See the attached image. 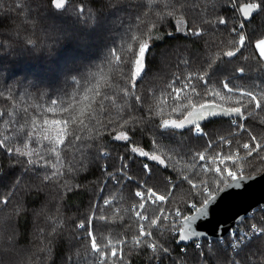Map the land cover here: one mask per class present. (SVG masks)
<instances>
[{
  "label": "trees",
  "instance_id": "16d2710c",
  "mask_svg": "<svg viewBox=\"0 0 264 264\" xmlns=\"http://www.w3.org/2000/svg\"><path fill=\"white\" fill-rule=\"evenodd\" d=\"M23 2L24 0H0V11L10 12L13 17H16L17 4L22 5ZM190 2L191 0H189ZM249 2L251 0H236L235 9H233L226 3V0H218V3L223 5L218 10L234 20L242 19L239 9ZM74 3L83 4L86 9L84 19L87 20L88 0H74ZM141 3L144 5L143 9L134 6ZM199 4L200 8H203L205 0H199ZM96 6L99 15L96 27L91 25L85 27L83 20L77 21L71 16L57 13L52 9L33 7L32 15L39 19V24L35 29L31 23L22 26L17 39L23 41L30 34L38 42L46 39L44 34H50L52 39L59 36L64 38L59 40L58 46L54 45L51 48L47 46L45 40L44 46L39 51L31 52L27 51L23 42H14L10 54L0 53V63L6 73L4 81L7 83V87L0 84V92L4 93V96H0V114H2L0 115V140H4L13 150L24 148L27 145L26 150L33 152L30 158L35 160L36 164L23 166L33 168V171L24 177L26 182L38 183L36 173H50L55 170L54 165L62 164L61 171L66 175L61 178V182L68 180L69 187L81 185L78 188L73 187L72 191L61 189L60 191L64 192L61 198L57 193V185L53 182L48 192L47 201H42L47 204L48 210H37L35 216L29 212L28 216L20 218L19 240L21 243L18 245V251L31 257L33 264H47L42 259L43 250L46 247L44 237L48 236L53 229L60 234L56 237L54 246V264H65L66 256L77 252L79 255H74L73 259L78 260L79 264H100V257L90 250V241L87 235L89 230L96 236L97 243L103 240V243L107 244L110 239L128 241L124 245H117L118 255L123 259L111 257L109 250L104 249L108 256L105 264H152L149 260V250L136 248L132 243L134 238L139 235L142 223L146 230L149 229L148 220L141 221L135 214L140 210L138 207L140 201L134 193L138 190L137 185L146 179L141 171L140 158L128 161L130 166L126 170V174L121 177L118 157L131 155L122 142H112L107 133L100 138L103 141L101 146L106 145L111 151V156L105 161L99 158L97 147L91 149L81 147L77 150V147L74 146L68 148L59 146L60 143H63V136L66 132L72 131L74 134L84 136L86 131L89 134L92 133L94 128L90 127L93 125L96 129L101 130L104 126L116 127L117 131L123 130L119 128L121 117H126L132 111L125 105L126 99L138 113L141 109L146 112L149 106L153 109L156 105L162 106L163 115L152 123L158 122L159 119H180L182 115L173 112L172 108L181 102L186 103V101L175 99L173 88L182 90L181 97L187 96L194 102L216 103L223 108L240 106L235 102L240 90L264 91V76L257 77L253 74L241 78L232 75L231 70L235 66L233 64L219 63L217 69L210 70L213 75H211L208 85L197 79V76L202 74L205 59L214 53L222 54L223 51L234 46L228 43L234 37V34L229 30L238 27L237 24H229L227 26L229 30H215L211 25L204 24L202 27L211 30L203 40L177 41L179 38L166 37L163 41H150V46L153 43L155 45L147 57L149 61L147 74L142 82L137 81V86L134 89L144 101V104L140 105L133 98L125 97L119 91L121 87H128L130 91H133L130 83L131 64H117L111 55H115L117 51L123 60L130 61L132 59L133 53L127 50L126 41H128L129 35H132L133 51H135L137 48L136 35H139L147 24L158 19L154 9L161 6L159 0L151 4L148 3V0H120L119 7L122 11L118 15L113 13V9L104 5V0H97ZM138 12L142 16V21L137 19ZM19 18L26 19V13H21ZM24 27H27L29 31L25 32ZM220 27L223 28V26ZM245 32L251 39L258 38L260 33H264V17H257ZM235 38L238 39V36ZM250 51L252 49L244 51V55H248ZM232 59L236 61V64L243 63L241 59ZM110 60H112L111 64ZM185 60L188 62L185 63ZM65 65H67L66 75L56 70L58 66L64 68ZM189 76L192 77L190 81ZM77 77H87V80L81 81L80 85H75L71 81ZM27 81H33L39 87L47 89L48 95H41L34 88L26 89L23 84ZM224 81H227L229 86L234 89L233 93L224 90ZM185 84H190L191 87L185 88ZM193 87L196 89L195 93L192 92ZM212 90L221 92L225 99L211 95ZM105 94L110 96H105ZM228 97H232V99H228ZM52 99H57L58 103L52 105ZM70 99L71 103L68 107L59 111L64 106L60 101ZM243 99L246 101L247 97ZM48 108L56 109V114L48 112ZM253 108L254 104H248L243 111L246 114ZM186 111L187 109L180 110L181 113ZM257 111L264 115V104ZM68 114L72 115V119L61 120L66 119ZM236 120L237 124L245 125V130H241L237 124H232L229 117H217L213 121L204 122V131L207 133L204 137L194 136L185 128L184 130H175V135L165 136L162 139V144L168 148H175L176 155L173 156V161L177 163V169L176 171L171 168L164 169L151 161H146L153 167V175L148 180V186L158 193L167 192L169 188L166 180L171 176L173 183L179 185V188L175 193V198L166 204L145 203L142 215H147L150 220L159 215L160 207L169 213L176 207L184 209V200L190 199L187 196L190 185L183 177L186 175L194 182L214 177L213 172L205 173L203 171V167L208 164L211 157L233 155L236 163L232 164L229 161L227 166L234 170L243 169L244 172L261 166L260 157H264V125L252 118L236 117ZM43 121L46 125L43 131L34 132V127L41 125ZM109 121L112 123L110 124ZM147 127V125L137 127L134 141L145 150L154 151L150 144L151 130L145 131ZM83 130L85 131L80 132ZM156 131L159 132V129ZM249 133L255 135L258 142L261 143L259 155L254 153L253 157H249L247 151L242 147L244 143L253 144ZM58 134L60 139L55 146L60 148V160H57L54 153L47 151L53 145L43 139V136L48 139V135H51L55 140ZM67 139L65 144H67ZM76 143L81 145L94 142L84 140ZM201 152L205 155V161L199 160L197 154ZM82 153L91 154L89 157L90 170L79 174L68 173L67 169L71 163L78 164L83 159ZM161 154L162 157L168 155L166 152ZM28 158L9 155L7 149H0V173H2L0 175V191L7 193L15 175L21 174L22 166L14 164L13 161ZM166 162L168 161L166 160ZM105 163L109 170L116 174L118 184L116 181H110L108 175L102 171L101 165ZM215 166L224 167V165H212V167ZM128 176H131V180L128 179ZM105 181H108L106 186ZM106 200L112 202L105 205ZM39 203L37 194L33 192L29 198V204L31 207L39 209ZM101 215L105 217V220L102 221L98 218ZM48 216L52 219H47ZM90 216L94 217L91 223L89 222ZM262 220H264V209L258 208L235 227L254 223L259 225ZM78 223H84L85 228L78 229L76 227ZM38 228L41 230L40 233H38ZM151 230L154 235L158 236L155 228ZM69 237L72 238L70 244ZM170 246L176 249L175 243ZM257 246L258 240L253 238L248 250L254 251ZM193 251L192 248L188 249L190 257L188 264H193ZM223 255L227 257L230 253L225 252ZM164 264H169V262L165 261Z\"/></svg>",
  "mask_w": 264,
  "mask_h": 264
},
{
  "label": "snow or ice",
  "instance_id": "6c2138e0",
  "mask_svg": "<svg viewBox=\"0 0 264 264\" xmlns=\"http://www.w3.org/2000/svg\"><path fill=\"white\" fill-rule=\"evenodd\" d=\"M156 0H148V3H154ZM132 3V2H131ZM228 5H231L235 9L236 0H226ZM133 4V3H132ZM160 7L154 9L158 16L156 21H153L146 25L145 29L136 35L137 48L133 51L132 35H129L127 44V50L133 53L132 59L123 60L121 55L116 51L114 60L117 64L130 63L131 64V77L130 83L133 91H130L128 87H121L120 92L125 97L133 98L140 105L144 104L142 98L136 94L134 89L137 86V81H143L144 76L147 74V65L149 63L147 57L150 55L152 47L155 43L151 44L150 41H163L165 38H179V40H203L205 35L211 29H206L202 25H211L215 30H229V24H237L238 27H233L229 31L234 34L233 39L228 43L234 45L226 51L221 53H214L209 58L205 59L204 66H202V74L197 76V79L202 81L205 85L209 84L211 75L210 70L217 69L219 63H227L235 65L231 72L232 75H237L241 78L255 75L257 77L264 76V33H260L258 38L251 39L246 35V28H248L257 17H264V0H251L249 3H245L240 9V15L242 19L234 20L230 16H225L223 12L219 11L223 5L218 3V0H205L203 8H200L199 0H159ZM88 17L85 20L86 9L83 4H76L74 0H24L23 4H17V16L13 17L10 12L0 11V53L7 52L10 54V50L14 47V42H23L27 51H39L44 46V41H47L49 48L54 45L58 46L59 40L63 39V36H59L52 39L50 34H44L46 39L38 42L37 39H33L32 35H28L23 41H19L17 37L20 35L22 26L31 23L33 29L39 24V19L32 15V8H46L55 10L57 13L71 16L77 21H84L85 27L91 25L96 27L99 20L97 11V0H88ZM104 5L113 9V13L118 15L122 9L119 7L120 0H104ZM138 9H143L144 5L135 4ZM200 9V10H195ZM102 10V9H101ZM21 13H26V19H20ZM204 13V14H202ZM255 14V15H253ZM137 19L142 21V16L138 12ZM220 26H223L221 29ZM25 32L29 29L24 27ZM238 36V39L235 38ZM129 46H131L129 48ZM252 49L248 55H244V51ZM119 57V59H117ZM224 58H227L226 60ZM232 58L241 59L243 63L236 64V61ZM188 61L185 60V63ZM112 63V60L109 61ZM66 67H57V71L66 75ZM6 73L4 71L2 63H0V84H4L7 87V83L4 81ZM10 79V77H9ZM189 81L192 79L188 77ZM87 80V77L73 78L71 82L75 85H80L81 81ZM23 87L34 88L38 90L41 95H48V90L39 87L33 81H27L23 84ZM172 87V85H169ZM185 88L191 87L190 84H185ZM223 88L228 93H233L234 89L229 86L227 81L223 82ZM180 88H173L175 93V99L186 101L181 102L172 108L173 112H177L178 115H182L180 119H159L158 122L152 123L158 117L163 115V107L156 105L155 109L149 106L146 112L143 109L138 113L133 105L125 100V105L132 109V111L126 116L121 117L119 128L123 130L117 131L116 127L104 126L101 129H96L95 126H89L94 128L91 134L86 131L84 136L74 134L72 131H68L63 136V143L59 146L68 148L69 146L77 147L79 150L81 147L91 149L97 147L99 149L98 156L100 159L107 161L111 156L110 149L103 145L101 137L105 133L110 135L112 142H122L128 152L131 154L128 157L121 155L118 157V163L120 164L119 174L123 177L126 174V170L129 168L128 161L134 160L139 157L142 164V173L145 176V180L137 185V189L134 193L135 197L139 198V211H136V216L141 220H148L149 229L146 230L142 223L139 228V235L134 238L136 248H146L149 250V260L152 264H164L168 261L169 264H188L189 253L188 249L192 248L193 251V264H264V220L258 224H251L247 230L240 232L233 229H225L222 223L213 224V214L218 202L224 198L225 195H239L242 194L250 186L251 182L259 178H264V157H260L261 166L252 168L248 172H244L243 169L234 170L227 166V162L235 164L236 161L233 155H217L211 157L208 160V164L203 167L205 173L213 172L214 177L209 179H202L198 182H194L193 179L188 176H184L183 179L190 185V189L187 192V196L190 199L184 200L185 208L181 209L176 207L171 213L167 212L163 207L159 208V215L154 216L149 220L147 215H142V211L145 208V203H159L160 205L168 203L175 198V193L179 188V185L174 184L172 177L169 176L166 180L169 190L164 193H158L148 186V180L152 178L153 167L152 164L146 162L151 161L155 165L163 167L164 169L171 168L173 171L177 169V163L173 161V156L176 155L175 148H168L162 144V139L165 136L175 135V130H184L187 128L194 136L204 137L207 133L204 131V122L213 121L217 117H229L232 124H237L236 117L241 119L252 118L258 120V123L264 125V115L257 110L262 108L264 104V91L254 90H240L235 102L240 105L239 107L223 108L216 103L208 102H194L187 96L181 97ZM192 92L195 93L196 89L193 87ZM211 95L225 99L221 95V92L212 90ZM0 96H4L3 92H0ZM105 96H110L105 94ZM247 97L244 101L243 98ZM72 98V97H71ZM232 99V97H228ZM52 105L58 103L57 99H52ZM64 106L59 109H65L71 103L70 100H61ZM248 104H254V108L249 110L246 114L243 111ZM103 106V105H102ZM117 107H119L117 105ZM181 109H187L186 112L181 113ZM48 112L56 114V109L48 108ZM2 115V114H0ZM96 117V116H95ZM72 115L68 114L66 119L70 120ZM97 119V117H96ZM55 120V119H53ZM35 124V120L33 121ZM111 124L112 121H109ZM147 125L145 131L151 130L150 144L154 151L145 150L144 147L139 146L134 141V133L137 127ZM241 130H245V125L237 124ZM46 127L44 121L41 125L34 127V132H42ZM159 129V132L156 130ZM87 130V129H85ZM80 131V132H84ZM95 133V134H93ZM251 136L253 142L252 145L244 143L243 149L247 151L249 157H253L256 153L259 155L261 143L258 142L255 135ZM72 137L71 139H67ZM7 139V137H5ZM47 140L49 144L53 146L47 151L54 153L57 160H60V148L56 147V143L59 142V134L53 140L51 135H48ZM67 139V144L65 140ZM91 140L94 143L77 145V141ZM211 147V144H209ZM27 145L24 148H17L13 150L8 147L4 140H0V149H7L9 155L29 157L26 160L13 161L14 164H20L21 174L15 175L11 185L8 188L7 193L0 191V264H33L31 257L27 256L23 252L18 251V245L21 243L19 240V220L21 217L28 216L29 212L33 216L36 215L37 210L47 211V204L42 201H47L49 189L54 182L57 185V193L62 198L64 192L60 191H72L73 187H81V185H75L69 187V181L61 178L66 175L61 171L63 165H54V171L43 174L36 173L38 183L26 182L24 177L27 173L32 172L33 168L23 167L24 165H35L36 161L30 157L33 155L32 151L26 150ZM162 152L168 153L162 157ZM90 153H82L83 159L77 164L71 163L67 169L68 173L79 174L86 173L90 170L89 157ZM200 161H205L204 153H198ZM166 160L168 162H166ZM212 165H224V167ZM195 167V165H193ZM102 171L108 175L110 181H116L118 184L116 174L111 172L107 164L101 165ZM253 173H258L253 175ZM2 175V173H0ZM199 175V173H197ZM131 180V176H128ZM108 181H105V186ZM35 192L40 201L39 209L31 207L29 204V198L32 193ZM111 200H106L105 205L110 204ZM94 217H89V222ZM100 220H105L103 215L98 217ZM47 219H52L48 216ZM78 229H84V223H78L76 225ZM152 228L156 229L157 235H154ZM41 230L38 228V233ZM60 234L55 229L44 237L46 247L43 250L42 259L47 264H54V246L56 244V237ZM79 235V233H77ZM90 241V250L92 253L97 254L100 257V264H105L108 256L104 249H108L111 257L123 259L118 255L117 245H124L128 243L126 240H108L107 244L97 243L96 236L91 230L87 233ZM215 238L216 242H212L211 238ZM227 237L228 243L221 246L218 242ZM253 238L258 240V246L254 251L248 250L249 244L253 241ZM71 237H69V244L71 243ZM175 243L176 249H173L170 245ZM248 250V251H246ZM230 253L227 257L223 253ZM78 256L79 253H73L67 255L65 258V264H79L78 260H74L73 256Z\"/></svg>",
  "mask_w": 264,
  "mask_h": 264
},
{
  "label": "water",
  "instance_id": "95a60500",
  "mask_svg": "<svg viewBox=\"0 0 264 264\" xmlns=\"http://www.w3.org/2000/svg\"><path fill=\"white\" fill-rule=\"evenodd\" d=\"M262 205H264V178H259L251 182L242 194L225 195L215 207L212 223H222L225 229H232L250 211ZM211 240L215 241V238Z\"/></svg>",
  "mask_w": 264,
  "mask_h": 264
},
{
  "label": "built area",
  "instance_id": "2783aa9c",
  "mask_svg": "<svg viewBox=\"0 0 264 264\" xmlns=\"http://www.w3.org/2000/svg\"><path fill=\"white\" fill-rule=\"evenodd\" d=\"M236 154V153H235ZM258 208H262V209H264V205H262V206H259V207H256V208H254L253 210H255V209H258ZM253 210L252 211H250L248 214H247V216L246 217H248V216H251L252 215V213H253ZM243 220V219H242ZM241 220V221H242ZM251 225V224H250ZM250 225H247V226H239V227H233L232 229L233 230H238V231H240V232H244L245 230H247L248 228H249V226ZM226 239H224V240H222V241H219V243L221 244V245H226L227 243H228V239H227V237H225ZM216 241V240H215Z\"/></svg>",
  "mask_w": 264,
  "mask_h": 264
}]
</instances>
